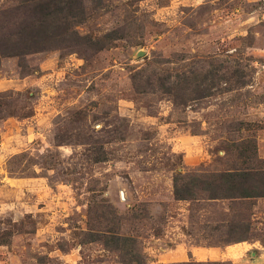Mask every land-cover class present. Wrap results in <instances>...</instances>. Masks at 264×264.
Instances as JSON below:
<instances>
[{
    "label": "rangeland",
    "instance_id": "1",
    "mask_svg": "<svg viewBox=\"0 0 264 264\" xmlns=\"http://www.w3.org/2000/svg\"><path fill=\"white\" fill-rule=\"evenodd\" d=\"M14 3L2 35L24 22ZM86 10L76 30L102 50L0 48V264H264V197L174 184L264 188V0Z\"/></svg>",
    "mask_w": 264,
    "mask_h": 264
},
{
    "label": "trees",
    "instance_id": "2",
    "mask_svg": "<svg viewBox=\"0 0 264 264\" xmlns=\"http://www.w3.org/2000/svg\"><path fill=\"white\" fill-rule=\"evenodd\" d=\"M14 8L10 12H24V22H16L18 32L10 35L0 33V48L3 55L19 56L51 49L86 46L88 49L105 48L99 39L80 36L76 30L85 20L86 6L92 4L100 7L105 0H14ZM2 36V37H1ZM82 41V42H81ZM8 50V51H5ZM245 173L240 171L226 172L210 178L191 176V180L181 182V176L175 179V197L178 200L194 199L197 191L203 192L210 200H243L264 197L263 189H249L241 179ZM184 178V177H183ZM186 179V178H184ZM244 237H232L226 242L245 241ZM200 264V263H183ZM203 264H225L207 262Z\"/></svg>",
    "mask_w": 264,
    "mask_h": 264
}]
</instances>
